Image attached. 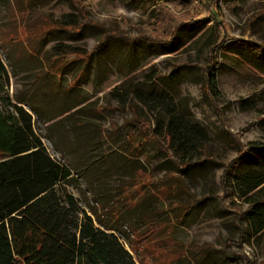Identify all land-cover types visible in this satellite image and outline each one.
<instances>
[{"label": "rangeland", "instance_id": "1", "mask_svg": "<svg viewBox=\"0 0 264 264\" xmlns=\"http://www.w3.org/2000/svg\"><path fill=\"white\" fill-rule=\"evenodd\" d=\"M214 1L210 8L204 0H0V56L9 72L2 97L32 115L50 156L71 170L67 189L84 210L112 222L125 216L117 235L137 264H246L189 251L225 244L264 264V230L256 233L261 221L249 205L264 203V188L241 195L244 177L264 172V54L236 45L264 46V0ZM194 20L202 22L176 30ZM223 30L231 45L220 50ZM174 31V48L131 42H165ZM108 33L121 39L89 58ZM210 66L218 74L214 97L205 82ZM161 102L206 130L204 163L196 158L181 172L186 162L164 133L146 142L155 122L168 120ZM237 141L261 149L234 170L225 193L222 176L240 153ZM236 212L246 215L237 221Z\"/></svg>", "mask_w": 264, "mask_h": 264}, {"label": "trees", "instance_id": "2", "mask_svg": "<svg viewBox=\"0 0 264 264\" xmlns=\"http://www.w3.org/2000/svg\"><path fill=\"white\" fill-rule=\"evenodd\" d=\"M204 2L206 6L212 8L215 1L204 0ZM201 22V20L179 22L176 30L179 32L184 28L197 26ZM64 26L72 27L75 24L65 23ZM81 31L76 33L67 30L66 33L76 38L75 35H81ZM175 32L165 42L145 37L135 38L131 42H146L174 48L178 40V32ZM111 38L119 37L108 33L103 43H100L89 58L101 51ZM125 41L131 43L128 40ZM237 42H235L236 45L249 48L257 55L259 52L264 54V46L251 41ZM230 45L231 39L227 31L223 30V40L219 48L220 50L229 49ZM65 50L69 55L70 46H66ZM239 55L246 57L241 52ZM90 66L91 60L83 66V76L88 74ZM216 70L217 67L210 66L209 75L205 81L209 95L212 97L219 94ZM8 79L9 72L0 56V155L2 156L0 161V264H137L117 235L122 233L120 227L123 225L125 216L113 222L105 217L101 218L93 207L89 208L90 211L84 210L79 200L68 192L67 186L72 178L71 170L50 156L34 129L32 115L23 106L2 97L4 83ZM154 101L155 96L150 98L149 105H154ZM24 102L25 100L18 101L19 104H25ZM161 104L165 106L168 120L165 125L155 122L148 136L150 140L146 142L157 143L156 136L164 133L169 148L186 162L177 166L181 172L195 165L196 158L197 162L204 163V160L199 157L205 154L209 145L206 130L197 123L185 121L183 115L176 112L174 106H166L164 102ZM27 106L34 114L37 113L34 107L29 104ZM8 108H12L13 111ZM70 111L71 109L67 108L63 113ZM60 116L62 114H59L57 118ZM237 143L240 153L225 166L222 176L225 193L228 192L229 178L234 170L248 158L251 152L261 149V146L253 143L247 145L239 141ZM243 183L247 186L246 191L241 194L243 198L259 188L262 191L264 172L248 173ZM249 205L257 210L256 214L261 222L256 233H260L264 230L262 219L264 203H256L251 199ZM111 208L113 206L108 209L103 206L102 209L108 213ZM224 209L231 211L229 207ZM89 212L95 216L96 221ZM245 215L244 213L236 214V220H242ZM189 251L201 253L204 256L225 254L236 260L242 258L246 264H250L246 256L243 257L234 252L226 244L220 250L206 245L199 248L190 247ZM187 260V258H180L171 264H183Z\"/></svg>", "mask_w": 264, "mask_h": 264}]
</instances>
